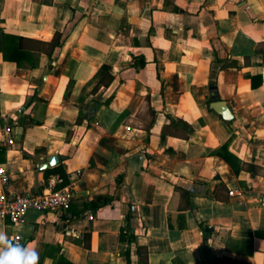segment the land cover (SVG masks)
<instances>
[{
  "label": "crops",
  "instance_id": "obj_1",
  "mask_svg": "<svg viewBox=\"0 0 264 264\" xmlns=\"http://www.w3.org/2000/svg\"><path fill=\"white\" fill-rule=\"evenodd\" d=\"M0 33V192L73 193L0 214L38 264H264V0H0Z\"/></svg>",
  "mask_w": 264,
  "mask_h": 264
},
{
  "label": "built area",
  "instance_id": "obj_2",
  "mask_svg": "<svg viewBox=\"0 0 264 264\" xmlns=\"http://www.w3.org/2000/svg\"><path fill=\"white\" fill-rule=\"evenodd\" d=\"M6 131L10 132L11 127H6ZM7 141L12 142L13 138L9 137ZM8 182L9 175L4 168H0L1 189H4ZM69 184L68 176L56 173L47 178L44 189L39 193L8 194L2 190L0 192V214L7 216L11 223L18 224L24 221L30 209L62 212L73 198ZM12 240L21 244L19 236L13 237Z\"/></svg>",
  "mask_w": 264,
  "mask_h": 264
},
{
  "label": "trees",
  "instance_id": "obj_3",
  "mask_svg": "<svg viewBox=\"0 0 264 264\" xmlns=\"http://www.w3.org/2000/svg\"><path fill=\"white\" fill-rule=\"evenodd\" d=\"M1 35V33H0ZM17 38V37H16ZM62 40H63V32H56L53 36V38L49 41V42H45V41H39V43L41 45H43V48L49 53V54H52L55 50V48L57 46H60L62 44ZM23 45L21 44V39L18 40L17 43L14 44V46L12 48H10V50H3L4 52V58L6 59H16V54L19 50L21 51H24ZM20 51V52H21ZM110 81L112 80V76H110ZM108 82V83H109ZM100 102H97V104H99ZM95 106H93L94 108ZM92 108V109H93ZM82 119H84V116L83 115H80L78 117V120L77 122L80 123L82 122ZM62 175L66 176V174H63ZM68 181V180H67ZM108 199L102 201V202H99V203H96L92 208L93 209H96L97 207L107 203ZM133 217V209L130 210L128 216H127V220H126V224L124 225V227H122L121 229V233H120V239L122 240L123 243H127L128 244V247H126L124 249V253L126 254V256L129 258V254H130V245L132 243H134V235H135V232H134V229L131 227L130 225V220L131 218ZM136 250H137V255H138V263L139 264H148V261H147V254H148V251H147V247L146 246H143V245H137L136 247Z\"/></svg>",
  "mask_w": 264,
  "mask_h": 264
},
{
  "label": "clouds",
  "instance_id": "obj_4",
  "mask_svg": "<svg viewBox=\"0 0 264 264\" xmlns=\"http://www.w3.org/2000/svg\"><path fill=\"white\" fill-rule=\"evenodd\" d=\"M39 253L31 245L14 242L0 230V264H38Z\"/></svg>",
  "mask_w": 264,
  "mask_h": 264
},
{
  "label": "water",
  "instance_id": "obj_5",
  "mask_svg": "<svg viewBox=\"0 0 264 264\" xmlns=\"http://www.w3.org/2000/svg\"><path fill=\"white\" fill-rule=\"evenodd\" d=\"M210 106L217 111L218 113H220L224 119L226 120H232L234 115L232 114L230 108L228 107L227 103L224 100H215L213 101ZM59 161V157L57 154L52 155L49 159H48V163L45 165H56ZM224 264H239L236 263V261H234L233 259H229V258H225L224 259Z\"/></svg>",
  "mask_w": 264,
  "mask_h": 264
}]
</instances>
